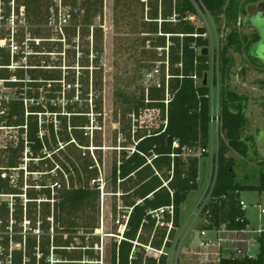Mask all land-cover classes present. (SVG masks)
Returning a JSON list of instances; mask_svg holds the SVG:
<instances>
[{
  "label": "trees",
  "instance_id": "obj_1",
  "mask_svg": "<svg viewBox=\"0 0 264 264\" xmlns=\"http://www.w3.org/2000/svg\"><path fill=\"white\" fill-rule=\"evenodd\" d=\"M135 2L142 12L135 26L142 28L143 46L165 47L169 41L171 99L167 105L165 86L151 87L148 98L143 95L129 109L140 117L157 107L163 118L167 110L168 124L142 133L138 129L134 147L122 149L114 161L112 192H120L126 219L112 237L110 264H167V256L156 258L147 247L162 249L167 223L173 221L166 242L171 247L182 223V205L199 187L200 158L207 155L211 137L210 88L195 78L210 69L205 50L209 39L203 36L206 27L191 17H197L200 8L218 20L226 16L237 22L242 0H115L116 25L126 18L123 7ZM0 8L5 22L14 12V22L21 23L13 37L15 49L11 35L0 27V80L14 89L12 96L0 92V123L18 132L16 140L0 150V264H100L97 164L103 158H96L91 147H97L93 152L102 150L104 0H0ZM77 37L87 39L78 82ZM260 39L259 33L252 39L257 49ZM240 46V33L232 29L221 51L224 80L234 64L230 50L240 51ZM144 50L157 58V51ZM64 52L71 61L66 70ZM239 99L227 87L221 91L225 138L220 139L216 181L202 212L209 221L205 229L246 227L241 192L264 191V174L257 187L236 182L235 163L227 156L231 149L247 155L250 147L244 138L248 118ZM91 112L97 123L92 135ZM169 206H174L173 215H155ZM260 242L256 257L221 264H264V232Z\"/></svg>",
  "mask_w": 264,
  "mask_h": 264
},
{
  "label": "rangeland",
  "instance_id": "obj_2",
  "mask_svg": "<svg viewBox=\"0 0 264 264\" xmlns=\"http://www.w3.org/2000/svg\"><path fill=\"white\" fill-rule=\"evenodd\" d=\"M52 1L54 3L57 1L59 4L61 2L60 0ZM142 1L147 2V0ZM243 2L244 0L238 6L239 16L237 22L228 21L226 16H222L218 20L215 15L200 8L198 16L191 17L195 24L205 26L207 29L210 69L205 72L202 78L198 79L197 83L200 85L206 84L210 88L211 115L214 116V121L211 124L208 153L200 158L199 187L188 196L182 205L181 226L177 229L172 246L166 249L169 253L168 257L171 259L170 263L178 256L182 259V261L180 259L179 264L195 263L193 261L195 255L192 254V251L198 249L199 239H201L200 231L208 224V220L203 216L195 219L194 210L199 211L198 203L204 198L208 184H210L216 173L218 146L220 139L225 138V133L221 129V91L224 87L234 91L240 97L238 101L244 104V110L248 118L244 131V138L250 145L247 155H242L233 149L227 154L235 163L236 182L257 187L261 184V176L264 174V0H255L246 4H243ZM114 5L115 0H104L103 122L102 130L99 133L102 134V146L98 147V149H102L98 150L101 153L93 152L97 147L93 145L91 147V153L96 158H99L100 155L103 158L102 163L97 164L100 168L99 179L101 183L100 228L98 229L99 232L96 231L100 238V264H110L112 237L118 229L123 228L122 223L126 219L123 216V203L120 192H112L113 184L110 178L114 161L121 156L122 149L130 150L134 147L135 133L138 129L142 133L157 128L163 123L162 114L157 107L148 109L140 117L135 116L133 112L129 113V109L132 110L143 95L148 98L149 89L155 85L156 81H162L163 78L167 77L170 67L167 48L169 41H167L165 47L157 48L149 45V43H147V46H143L141 43L142 33L140 29L142 28L135 26L137 22L141 21L142 16L138 3L135 2L129 7H123L125 13L123 12L121 15L124 14L126 18L119 25L114 22ZM1 11L0 8V27L6 35H11L12 47L16 46L13 37L16 30L20 28L21 23L18 25L14 22L17 20L14 12L10 20L5 22ZM52 22L54 23V21ZM60 25L61 22L58 26ZM232 29L239 31L241 46L240 51L230 50V54L234 58V64L230 75L224 80L220 68L221 51ZM256 33H259L261 36L260 42H262L261 48L258 49L256 48L257 44L252 40ZM7 46L9 45L7 44ZM63 46L64 49L68 46L64 38ZM83 47H87V39L80 40L77 37V82L81 71H83L82 69H84L80 63ZM90 48H93L92 44ZM13 49L15 48L13 47ZM144 49L157 51V58L152 57L151 53L145 52ZM62 55V67L66 70L68 63L71 61L65 55V52ZM163 59L165 60L163 61ZM162 63L166 65L165 70ZM90 68H92V63ZM150 71L155 72V79L146 82V75ZM0 92L14 95V89L5 87L1 80ZM79 95H81V91L77 92L76 99ZM91 101L90 97L89 102L91 103ZM90 115L92 119L90 132L92 135V129L97 127V123L93 124L96 114L91 112ZM0 135L5 143H9L16 140L18 132L10 127H5L0 130ZM93 135L95 134L93 133ZM197 154L199 155V152ZM241 199L249 205L246 210V217L250 224L256 227L264 224V215L261 218L259 217V208L257 207L260 204L264 208V191L260 192L257 189L243 190ZM208 234L212 235L211 232H208ZM148 251L149 254L156 255V251Z\"/></svg>",
  "mask_w": 264,
  "mask_h": 264
},
{
  "label": "built area",
  "instance_id": "obj_3",
  "mask_svg": "<svg viewBox=\"0 0 264 264\" xmlns=\"http://www.w3.org/2000/svg\"><path fill=\"white\" fill-rule=\"evenodd\" d=\"M203 36L207 37V33H205ZM167 48H168V53H169V45ZM168 58H169V54H168ZM219 61H220V57H219ZM170 77L171 75L169 73L167 77L165 78V85L162 80V81H156L155 85L153 86V87L160 88V89L164 88L165 86V94H166L165 102L167 105L171 99V93L169 91ZM195 78L198 81L196 76ZM154 79H155V72L154 71L148 72L146 75V82H150ZM160 113H161V110H160ZM217 119H218V116H217ZM162 121L163 123H161L159 126L164 124V127L166 128L168 124L167 110L165 113V118H163ZM212 121H214V116H212L211 124H212ZM4 128L5 127L1 125L0 123V130H3ZM6 145L7 143H5V141L2 139L0 135V150L5 148ZM216 175H217V167H216V173L213 176L212 181H210V184H208L207 191L205 192L204 198L201 199L200 202L198 203L199 211L197 210L196 212V210H194L195 219L200 216H203L202 215L203 209L211 198V193L213 191L215 181H216ZM240 205L242 209L245 211L249 208V205L243 199H241ZM257 207L259 208V217L261 218L264 215V208L260 204ZM166 211H168L171 215H173L174 206L160 208L159 210L155 211V215L159 219H161L164 217V214L166 213ZM203 217L207 220L205 216ZM159 223H161L162 225L164 224V222H160V221L158 222V224ZM167 226H168V236L166 238V241L162 249L154 250L156 251V255L154 256L156 258H159L160 256L165 255L167 256V264H179V262H181L182 259L178 256L176 259H174L170 263L171 259H169L168 257L169 253L168 251H166V249L168 248L166 247V242L168 241L169 233L171 232L173 228V221L168 222ZM208 232H211L212 235H209ZM263 232H264V224H260L258 227H256V226H252L250 222L248 223L246 227L242 229L229 228L227 226L214 227L212 229L203 228V230H201L199 234L201 236V239L198 238L200 240V245H198L197 247L198 249L196 251H192V254L195 255V260H193L195 262L194 264L196 263L197 264H221L223 260L243 259L246 257H249V258L256 257L258 254L260 243H261L260 237ZM172 244H173V240H172ZM147 249L152 250L149 246L147 247Z\"/></svg>",
  "mask_w": 264,
  "mask_h": 264
},
{
  "label": "flooded vegetation",
  "instance_id": "obj_4",
  "mask_svg": "<svg viewBox=\"0 0 264 264\" xmlns=\"http://www.w3.org/2000/svg\"><path fill=\"white\" fill-rule=\"evenodd\" d=\"M261 44H262V42H261L260 45H259L260 48H261V46H262ZM263 57H264V53H263Z\"/></svg>",
  "mask_w": 264,
  "mask_h": 264
},
{
  "label": "water",
  "instance_id": "obj_5",
  "mask_svg": "<svg viewBox=\"0 0 264 264\" xmlns=\"http://www.w3.org/2000/svg\"><path fill=\"white\" fill-rule=\"evenodd\" d=\"M206 50V52H208V49H205ZM98 231V230H97ZM99 232V231H98Z\"/></svg>",
  "mask_w": 264,
  "mask_h": 264
}]
</instances>
